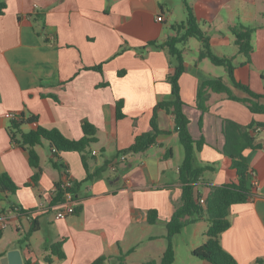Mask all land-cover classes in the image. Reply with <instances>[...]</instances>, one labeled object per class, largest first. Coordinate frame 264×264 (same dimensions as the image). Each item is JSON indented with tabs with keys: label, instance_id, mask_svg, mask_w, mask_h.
<instances>
[{
	"label": "crops",
	"instance_id": "0c3cea01",
	"mask_svg": "<svg viewBox=\"0 0 264 264\" xmlns=\"http://www.w3.org/2000/svg\"><path fill=\"white\" fill-rule=\"evenodd\" d=\"M186 1L212 54L231 59L234 80L263 95L264 0ZM1 6L0 174L8 176L17 190H0V216L7 220L0 259L18 250L22 264H46L45 257L52 264H91L102 256L107 258L104 264H119L118 257L132 250L123 264L159 261L167 247L166 223L181 204L178 169L184 154L173 131V116L157 111L163 134L145 152L118 153L150 131L153 108L171 97L169 77L176 62L167 50L148 43L160 44L174 35L170 27L186 19L182 0H0ZM234 27L252 30L248 59L238 51L230 31ZM178 49L185 68L179 79L183 112L193 140L204 142L194 165L212 168L196 183L199 200L205 202L212 188L236 178L230 160L221 154L222 120L260 125L253 133L259 148L243 153L257 185L250 183L253 196L248 202L229 208L230 227L219 236V243L237 264H264V114L214 93L209 94L208 111L201 114L196 107L200 82L221 79L234 97L249 96L231 84L223 67L207 58L199 60L202 46L195 38ZM98 66L100 71L93 69ZM117 102L122 104L120 119ZM257 102L264 106V99ZM9 113L36 117L35 123L22 126L23 131L55 129L75 141L83 137L82 126L89 124L96 130L97 142L82 155L53 154L49 143L42 141L34 148L40 168L34 183L28 152L10 138ZM168 149L172 156L165 159ZM83 156L89 174L106 165L92 180H85ZM67 178L78 184L74 207L81 211L55 220V185ZM151 210L157 213L155 224L147 220ZM32 220L39 228L29 237L27 250L16 243ZM208 226L203 218L182 231L189 235L190 255L205 242ZM57 243L64 259L48 249Z\"/></svg>",
	"mask_w": 264,
	"mask_h": 264
},
{
	"label": "trees",
	"instance_id": "16d2710c",
	"mask_svg": "<svg viewBox=\"0 0 264 264\" xmlns=\"http://www.w3.org/2000/svg\"><path fill=\"white\" fill-rule=\"evenodd\" d=\"M186 10V19L183 23L174 24L170 27V31L174 35H169L163 43H148V46H153L157 49H165L168 54L175 60L176 66L173 74L169 77L171 85V97L168 100L161 101L155 105L150 119V131L142 133L135 137L133 144L123 152L118 154H138L145 152L152 146L157 136L163 134L157 126V111L164 110L173 116V131L177 134L179 143L183 149V161L178 169V179L181 183V204L175 208L170 220L166 223L167 247L159 261H147L144 264H174L175 252L172 246V239L174 236L180 234L182 229L190 224H194L201 219H206L209 223L206 231L205 242L195 248L191 255L199 260L206 261L209 264H237L234 258L225 252L220 243L219 236L227 231L230 227L228 219V211L232 205L243 204L248 202L252 196V187L250 185L249 173L251 172L248 161L244 156V151L248 149H256L259 146L255 145L253 133L260 125L250 124L242 126L234 121L224 119L222 120V135L224 138V146L221 154L230 160V168L235 172V180L228 184L212 188L205 199L204 205L200 203L199 194L196 189V183L201 178L203 173L212 170L211 167H196L194 165L195 153L200 151L204 142L203 140L195 141L190 135L188 124L189 120L183 112L184 103L180 97L179 79L185 71L184 61L181 50L178 49L179 44H183L189 38H195L202 46L199 53V60L207 58L210 62L226 70L227 76L231 84L248 94L249 98L239 99L232 95L230 89L222 82L221 79H213L200 82L197 89L196 107L201 114L208 111V97L210 93L224 94L230 100L240 102L247 106L252 113L264 114V106L260 105L257 100L263 95H256L252 93L247 86L237 83L233 78V65L229 58H220L212 54L210 50L209 40L205 33L200 29L192 9L187 4L186 0H182ZM3 6L0 7V9ZM235 37V44L238 47L239 53L245 56L246 59L252 51L250 44L252 30L243 27H234L230 29ZM94 70L100 71L101 67H95ZM116 118L122 117L121 102L116 103ZM36 122V117L28 115H18V120H10L9 134L13 143L17 144L22 149L28 152L29 164L35 170L32 177L34 183L37 182L40 175L39 158L35 152V147L40 145L42 141H47L56 153L59 152H77L82 154L86 152L92 144L97 142L95 138L96 130L89 124L82 126L83 137L80 140H69L63 137L57 130H47L42 127H36L34 130L23 131L22 126ZM201 126V119L198 122ZM55 153V154H56ZM172 156V151L168 149L164 156L165 159ZM83 166L87 171V178L85 180H92L97 177L104 169L96 170L93 174H89L83 156ZM78 184L73 183L69 189L73 195L78 190ZM0 190L4 192L14 193L17 190L16 185L6 175L0 174ZM64 190L61 189L60 183L55 185V195L52 197V204L60 203L63 200ZM81 207L75 209L76 213H80ZM19 213L23 214L22 210ZM149 224L157 222V213L151 210L147 217ZM36 220L31 221V226L28 232L17 241V246L25 247L29 250L28 240L31 234L38 230ZM2 237V230H0V239ZM51 254L57 256L59 259H64V254L61 251V244H53L48 248ZM132 250L126 254H121L118 257L119 264H123L124 258L130 254ZM107 260L102 256L97 258L91 264H104ZM46 264H52L49 257L44 258ZM27 264V263H26Z\"/></svg>",
	"mask_w": 264,
	"mask_h": 264
},
{
	"label": "built area",
	"instance_id": "2783aa9c",
	"mask_svg": "<svg viewBox=\"0 0 264 264\" xmlns=\"http://www.w3.org/2000/svg\"><path fill=\"white\" fill-rule=\"evenodd\" d=\"M157 21H162V18L158 17ZM9 120H18V115L15 113H9L8 115ZM258 129H256L257 131ZM51 152L54 154L56 151L54 149L51 150ZM96 152L92 151V155H95ZM124 157H121L120 160L122 161ZM112 170H115L114 165L111 166ZM250 175V183L253 187L257 185V181L255 179V174L253 171L249 173ZM61 189L64 190L63 200L62 202L58 203V207L54 216L55 220H64L67 216L72 215L75 211L74 207V195L69 192V189L72 187V181L67 178L66 180L60 182ZM200 203L204 205V200H200ZM15 211H19L16 209ZM7 225V220L5 217L0 216V230H3Z\"/></svg>",
	"mask_w": 264,
	"mask_h": 264
},
{
	"label": "rangeland",
	"instance_id": "374dc122",
	"mask_svg": "<svg viewBox=\"0 0 264 264\" xmlns=\"http://www.w3.org/2000/svg\"><path fill=\"white\" fill-rule=\"evenodd\" d=\"M184 228L182 229V231L184 230ZM185 231L181 232L182 234L180 233L174 236V240L172 241V246L175 245V247L173 248L175 249L174 264H191L193 261H201L198 258L191 256L190 253L187 251V246L189 244L190 239L189 235Z\"/></svg>",
	"mask_w": 264,
	"mask_h": 264
},
{
	"label": "water",
	"instance_id": "95a60500",
	"mask_svg": "<svg viewBox=\"0 0 264 264\" xmlns=\"http://www.w3.org/2000/svg\"><path fill=\"white\" fill-rule=\"evenodd\" d=\"M0 264H22L20 252L18 250L8 252L0 259Z\"/></svg>",
	"mask_w": 264,
	"mask_h": 264
}]
</instances>
